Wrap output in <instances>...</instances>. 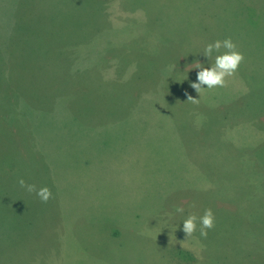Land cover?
<instances>
[{
	"label": "rangeland",
	"instance_id": "1",
	"mask_svg": "<svg viewBox=\"0 0 264 264\" xmlns=\"http://www.w3.org/2000/svg\"><path fill=\"white\" fill-rule=\"evenodd\" d=\"M59 5L56 16L45 0H0V67L7 65L12 83L33 80L46 55L56 62L66 55V62L44 77L49 82L62 84L63 71L70 80L81 72L78 86L63 83L78 93L62 99L58 111L65 120L50 113V127L30 126L28 140L43 147L34 158L43 163L35 169V160L20 152L7 160L16 171L13 188L21 189L17 179L25 178L39 189L42 178L52 193L45 203L35 192L20 191L49 212L37 224L34 237L45 249L35 259L41 264H264V224L256 223L264 220V209L251 218L253 226H245L251 233L239 234L244 242H229L231 230L223 238L228 229L223 226L235 215L249 216V207L263 197L260 165L253 162L264 153V0H61ZM79 35L86 38L75 41ZM229 37L243 62L224 87L205 88L199 95L190 86L199 71L192 68L195 61L211 65L217 53L207 60L204 47ZM253 70L256 82L245 77ZM256 87L258 92H251ZM189 95L198 102L188 101ZM204 103L221 105L223 120L236 115L223 139L217 132L211 136L222 150L210 149L206 133L178 120L189 107L190 114H203ZM19 109V121L29 124L21 107L15 115ZM202 121L201 130L216 129L207 118ZM223 140L242 157L247 172L253 171L249 179L256 184L247 196L234 186L233 202L226 201L217 177ZM208 208L215 226L205 238L199 217ZM189 214L198 220L187 237L183 220Z\"/></svg>",
	"mask_w": 264,
	"mask_h": 264
},
{
	"label": "trees",
	"instance_id": "2",
	"mask_svg": "<svg viewBox=\"0 0 264 264\" xmlns=\"http://www.w3.org/2000/svg\"><path fill=\"white\" fill-rule=\"evenodd\" d=\"M59 1L61 0H52V2L49 3L48 0H45L48 9L53 13L55 12L56 16L61 12ZM57 58L58 60L56 62L55 57L46 55L38 68L34 67L36 68V71L31 68L27 72L30 73L32 70L35 72L33 80L29 77V79L20 82L21 84L19 86L17 84L18 78L16 79L15 84L12 83L7 65L0 67V113L5 111L9 112L7 117L0 118V129L3 130L0 132V264H41L35 258L40 256L44 252L42 250L45 248L40 246L41 243L39 242V239L34 237V235L39 231L37 229V224L41 223V221L49 215V212L42 207V202L38 203L36 200L32 201L27 195L21 194L20 191L23 187H21V189L13 188L11 183L15 180L14 176L16 175V171L13 170L12 165L9 166V164H7V160L10 156H13V154H17L16 152L24 153L25 155H30V158L35 160V169L38 168L39 164L43 163V161L35 159L33 153L37 147H43L39 140H32L31 138L28 140L27 134L31 132L30 126L34 127L37 124H42L45 127H47V125L50 127V125H52L50 122H53L50 120V117H47L50 116V113L58 116L57 119L59 122L62 119L65 120L64 117L60 115L63 112L59 113L58 111L60 105H64V100L62 99L67 94H71L72 96L78 94L76 91L70 90L69 87L72 86L73 88V86H78L77 78L81 72L72 73L73 79L70 80L67 79L69 76L66 75L69 72L63 71L62 73L65 75L66 81L62 79L61 73L62 84H55L49 82L47 78H44L45 76L48 77L54 74V66L58 67L59 65L61 67L63 62H66V55L63 56V58ZM250 76H252L255 82L257 81V76L254 74V70L251 73L246 72L245 74L247 79L253 81V79L249 78ZM63 83H67L69 87H66ZM263 83L264 82H262V84ZM258 87L260 88L261 86L258 85ZM258 87L254 88L255 91L251 92H258ZM93 94V98H95L96 101L98 95L96 94L95 96V93ZM93 94L90 95L89 98H91ZM89 98L86 100H89ZM251 99L252 98L248 99L246 102H249ZM29 102H31L30 105ZM260 103L261 102L259 101H253L250 104L257 105ZM101 105L109 106L110 103L109 101H103L101 102ZM31 106L34 107L35 110ZM18 107H21L24 113L28 116V119L30 120L29 124H23L22 120L19 121L20 109L18 110V115H15V109ZM68 110L69 109L65 107L63 111L65 112ZM35 116L37 117L35 118ZM5 120L7 121L4 122ZM14 127H17L16 133L12 131ZM5 130L7 132H5ZM22 132H25V134L22 135ZM263 140L264 139L262 138L261 141ZM260 154L262 153L259 152L255 157L253 165L254 163L260 165L256 170L261 174L259 181H263L262 189L259 190L262 194L260 196L263 197H260V200L262 201L261 203L254 206L252 203L251 207H249L253 209L248 216L249 221H247V225L252 226L254 223L251 218L255 217L254 219H256L259 216V210L264 209V164L262 163V158L264 160V153L263 155ZM251 169H254V166ZM252 172L253 171H248V177ZM39 179L41 187L47 186L42 178ZM19 180L20 178L17 179V181ZM251 183L253 184V182ZM255 185L256 184H253L252 188H254ZM248 188L244 190L246 196L248 195L246 194ZM253 198L254 197L247 198V201H253ZM61 220L62 215L60 216V221ZM256 223L264 224V220H260ZM34 229L35 232L33 233ZM37 250H40L39 254H35ZM32 260H35L36 262H33Z\"/></svg>",
	"mask_w": 264,
	"mask_h": 264
},
{
	"label": "crops",
	"instance_id": "3",
	"mask_svg": "<svg viewBox=\"0 0 264 264\" xmlns=\"http://www.w3.org/2000/svg\"><path fill=\"white\" fill-rule=\"evenodd\" d=\"M82 38H84V37H81L79 35V37L78 38L76 37L75 40H79V39L81 40ZM202 107H203V109L200 108L199 111H201V109H202L201 112L203 114H199V112H197L198 114H195V115L190 114L189 112H192L193 109H192V107H189L187 109L188 113H185V114L179 116L178 120L185 123L187 129H192V130L195 129L196 132L206 133V143L210 149L213 147H216L218 150H222L219 147V145L213 141L211 136L217 132L219 137H222V139H223L224 130L227 129L226 125L229 124L230 120L237 119L236 115L231 114V117H230L229 115L226 114L224 116L230 117V119L228 120L226 118L223 120V113H219L220 108H222L221 105L212 106L209 108L204 103V106H202ZM207 112H213L214 113V119L211 116L212 113H208L209 116H206ZM232 112L235 113V112H237V110L236 111L232 110ZM202 117H203V119H202ZM206 118L208 119V121L211 122V125L214 126L216 129L201 130L204 127V125L202 124L203 123L202 120H205ZM239 119L236 121H239ZM198 125H200L201 128L198 129L197 128ZM237 126L238 125H236V127ZM193 132L194 131H192V134H193ZM232 147L233 146L226 145V141L223 140V157H221V156H220V158L217 157V160H219V159L221 160V158H223V162H216L217 169H218L217 174L219 175L217 177H218V179H220V184L223 185V187H220V189H221V191L223 190V195L226 194L225 195L226 201H230V202H233V199L230 198L229 193L233 191L234 186H238L240 191H244L249 187L246 194H253L252 193L253 184L251 183L252 181L248 177V172H247L246 168H244L245 165L242 161V157L238 153H236ZM225 148H226V153H225ZM244 149L245 148H243V146H242V150H244ZM240 166H242L244 169L241 168V170H236V168H239ZM191 193H193V192H191ZM247 221H249L248 216L245 217V216H239V215L236 216L235 215L230 226H229V223L226 224L228 226H226V227L223 226V229L228 227V229L223 232V238H229V235H226V233L229 234V230H231L235 233H234L233 237H231L229 239V242H231L232 244H238V243H240L239 241L244 242V239L239 234L245 233V231L251 233V231H252V228H245V226H247ZM238 225L241 226V231H240V227H238ZM224 244H225V242H223V249H225ZM237 248L244 249V247L242 245H238Z\"/></svg>",
	"mask_w": 264,
	"mask_h": 264
},
{
	"label": "clouds",
	"instance_id": "4",
	"mask_svg": "<svg viewBox=\"0 0 264 264\" xmlns=\"http://www.w3.org/2000/svg\"><path fill=\"white\" fill-rule=\"evenodd\" d=\"M221 49H223L222 52ZM214 52L217 53V55H215L214 62L211 65L205 66L197 60L192 67L199 69V71L197 72L196 81L192 82L190 86L195 89L199 95L205 88L210 90L217 87H224L226 78L233 76L244 60L243 53L237 49V46L230 37L222 41L216 40L212 43H208L202 51L207 60L212 59ZM187 100L193 103L198 102L197 99L193 98L191 95L188 96ZM18 183L29 193L35 192L42 202L46 203L52 196L51 190L47 186L37 189L34 184H26L22 178ZM176 211L178 213H183L184 209L183 207H177ZM197 220L198 217L195 214H189L183 220V231L186 233L187 237L192 236L196 231ZM199 223L200 235L206 238L208 235L207 230L215 226V216L211 208L205 209L204 214L199 217Z\"/></svg>",
	"mask_w": 264,
	"mask_h": 264
}]
</instances>
